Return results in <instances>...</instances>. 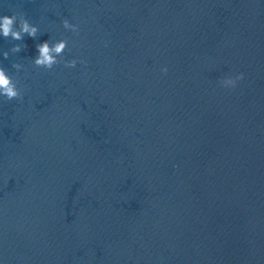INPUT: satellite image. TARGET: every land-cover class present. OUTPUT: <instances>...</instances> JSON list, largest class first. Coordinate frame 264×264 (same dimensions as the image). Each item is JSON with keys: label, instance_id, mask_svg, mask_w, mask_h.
Instances as JSON below:
<instances>
[{"label": "water", "instance_id": "95a60500", "mask_svg": "<svg viewBox=\"0 0 264 264\" xmlns=\"http://www.w3.org/2000/svg\"><path fill=\"white\" fill-rule=\"evenodd\" d=\"M4 13L39 25L0 37L23 93L0 97L4 264H264V0H0ZM60 38L58 63L35 66Z\"/></svg>", "mask_w": 264, "mask_h": 264}, {"label": "clouds", "instance_id": "9594fccd", "mask_svg": "<svg viewBox=\"0 0 264 264\" xmlns=\"http://www.w3.org/2000/svg\"><path fill=\"white\" fill-rule=\"evenodd\" d=\"M63 26L66 29H70L73 32L79 31V25L73 23L69 18L65 17L62 21ZM39 31V25L32 22L26 15L16 13H4L0 14V37H11L14 40H21L25 33L29 36H35ZM68 39L60 38L53 42L44 40L37 45L38 53L34 57L32 63L35 66H39L45 69H52L54 65L58 63L60 59V53L68 47ZM107 43V41L105 42ZM20 44H16L13 47L14 51L19 50ZM3 55L8 56V52L4 51ZM77 57L64 60V65L69 68H73L78 63ZM18 71L24 67L19 63L14 65ZM162 72L168 71V66L163 65L161 67ZM245 76L244 72H236L234 74H225L219 80L222 87L235 88L237 83ZM22 86H20L18 78H14L7 68L0 63V97H5L9 100L20 97L22 95ZM0 264H4L3 258H0Z\"/></svg>", "mask_w": 264, "mask_h": 264}]
</instances>
